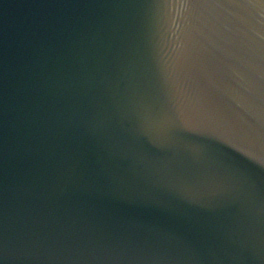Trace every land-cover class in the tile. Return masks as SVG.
<instances>
[{"label": "water", "instance_id": "1", "mask_svg": "<svg viewBox=\"0 0 264 264\" xmlns=\"http://www.w3.org/2000/svg\"><path fill=\"white\" fill-rule=\"evenodd\" d=\"M0 264H264V0H0Z\"/></svg>", "mask_w": 264, "mask_h": 264}]
</instances>
